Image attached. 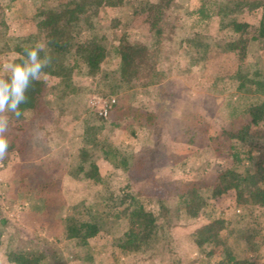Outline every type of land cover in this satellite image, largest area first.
Here are the masks:
<instances>
[{
	"label": "rangeland",
	"instance_id": "obj_1",
	"mask_svg": "<svg viewBox=\"0 0 264 264\" xmlns=\"http://www.w3.org/2000/svg\"><path fill=\"white\" fill-rule=\"evenodd\" d=\"M64 1L0 0V76L5 75L3 64L19 53L17 45L44 44L36 13L60 9ZM152 3L128 0L99 7L94 30L108 42V59L123 32L146 44L162 71L154 85L120 83L114 59L110 64L100 60L92 73L80 60L69 70L70 57L56 58L45 49L52 64L61 62L68 72L45 73L42 110L12 118L6 133L10 146L0 160V264H218V253L206 258L192 232L219 217L227 221L221 234L236 258L264 264V208L238 203L233 190L212 196L219 170L234 163L239 171L253 170L264 159V116L253 127L258 144L250 153L248 146L228 144L223 135L230 124L249 122L244 108L254 97L264 102V91L255 82L264 79V41L253 39L244 50L237 48L238 35L225 23L257 26L264 19V0H217L219 13L208 19L198 13L202 0H173L163 16L159 44H154V28L142 21L152 15ZM88 34L80 32L77 39ZM240 57L249 69L245 90L238 89L234 78ZM94 94L115 97L106 117L90 105ZM118 106L130 109L116 112ZM134 109L154 113V122L138 125ZM98 125L100 138L129 158L127 170L113 167L99 148L84 145V129ZM191 133L200 135L198 143L188 142ZM231 143L239 151V163L233 161ZM88 157L98 166V183L85 176ZM191 186L205 200L195 218L176 203L177 194ZM160 198L172 215L164 236L143 251L120 249L116 239L130 226L122 210L138 202L158 213ZM69 215L95 217L98 233L84 242L66 238Z\"/></svg>",
	"mask_w": 264,
	"mask_h": 264
},
{
	"label": "trees",
	"instance_id": "obj_2",
	"mask_svg": "<svg viewBox=\"0 0 264 264\" xmlns=\"http://www.w3.org/2000/svg\"><path fill=\"white\" fill-rule=\"evenodd\" d=\"M172 1L153 0L151 5L152 15L142 20L149 22L154 28V37L156 39L154 44L160 43L163 16ZM126 2L128 0H65L63 7L60 9L41 10L36 13L37 31L43 39L46 48L53 52L56 58L64 56L72 59L73 65L71 67L68 66L69 70L76 67L80 60L90 67L89 72L92 73L96 70V65L100 60H106V63L110 64L114 59L117 62V68L114 73L119 75L120 83H125L130 87L154 85L160 81L162 71L157 68L154 56L152 55V57L150 52L148 53L149 50L146 44L131 40L129 38L130 34L123 32L116 43L111 45L110 50L113 55L108 59V42L103 36H98L94 30V17L97 8L102 6H120ZM218 6L217 0H202L198 13L201 18L208 19L212 14L219 13ZM225 25L231 26L232 30L238 35L234 42V46L237 48L242 47L244 50L246 44L253 39L264 41V19L257 26H251L249 23L239 20H229ZM84 31H88L89 34L85 39L78 40V34ZM23 46L17 45L16 50L22 53ZM238 60L242 62L236 60L238 65L234 71V78L238 82V89L245 90L249 82V69L243 58L241 59L240 57ZM68 68L60 62L51 64L44 72L58 74V71H61L62 73H67ZM255 82L258 84V88L264 91V79L258 78ZM43 90V80L33 82L27 93L29 97L28 103L21 105V108L25 110L24 113L28 111L36 115L42 110ZM253 97L249 96L247 99L251 100ZM255 99L254 97V101L244 108V112L250 117L248 123H244L239 127H233L230 124L228 128L223 129L224 140L228 144L231 141H236L240 145L248 146V153L251 152L254 144H258L257 130L253 127L264 116V102ZM122 107L124 108L121 109L118 106L116 112L122 110L124 113L126 109H130L128 106ZM133 112H135L133 121L140 126H148L154 122L155 114L152 112L140 111L139 109H134ZM101 128L102 125L87 126L83 132L84 145L99 148L102 157L113 167L127 170L129 158L119 147L100 138ZM185 133L188 134L189 131L186 129ZM199 136L196 133L189 134L188 142H197L195 138ZM229 148L233 151V161L239 163L238 161L242 160L239 158V151L232 146V143ZM85 160L88 162L85 176L95 183L100 182L101 177L95 161L90 157ZM254 165L253 170L239 171L235 163L219 170L213 182L212 196L216 197L233 190L238 203L257 205L264 208V159H258ZM176 203L179 209H182L187 216L195 218L203 209L205 200L198 193L195 186H191L177 194ZM159 208L161 211L155 213V211L146 209L141 203L136 202L134 207L123 209L122 212L130 219V226L116 239V245L127 252L143 251L156 238L164 236L165 229H169L171 226L172 215H170V209L162 198L159 199ZM226 225L227 221L220 217L200 225L192 232L194 243L204 252L206 258L215 255L217 252L220 257L218 264H250L245 259L236 258L232 252L226 238L221 234ZM98 231L99 224L95 217L84 219L69 215L64 219L66 238H75L84 242L95 236ZM262 242L264 243V233Z\"/></svg>",
	"mask_w": 264,
	"mask_h": 264
},
{
	"label": "clouds",
	"instance_id": "obj_3",
	"mask_svg": "<svg viewBox=\"0 0 264 264\" xmlns=\"http://www.w3.org/2000/svg\"><path fill=\"white\" fill-rule=\"evenodd\" d=\"M45 49L46 45L40 42L24 45L22 53L14 54L2 66L5 75L0 76V160L8 154L9 140L6 133L11 119L19 120L24 115L25 110L21 105L28 103V90L33 82L41 80L45 75L44 70L52 64V56Z\"/></svg>",
	"mask_w": 264,
	"mask_h": 264
},
{
	"label": "built area",
	"instance_id": "obj_4",
	"mask_svg": "<svg viewBox=\"0 0 264 264\" xmlns=\"http://www.w3.org/2000/svg\"><path fill=\"white\" fill-rule=\"evenodd\" d=\"M115 102L116 99L114 96L103 97L94 94L90 97V105L100 116L103 117L107 116Z\"/></svg>",
	"mask_w": 264,
	"mask_h": 264
}]
</instances>
